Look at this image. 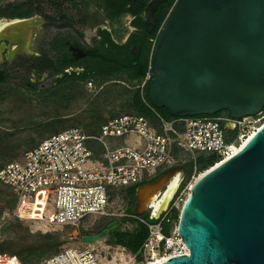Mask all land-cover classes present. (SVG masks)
<instances>
[{"label":"water","instance_id":"obj_1","mask_svg":"<svg viewBox=\"0 0 264 264\" xmlns=\"http://www.w3.org/2000/svg\"><path fill=\"white\" fill-rule=\"evenodd\" d=\"M160 1L146 2L152 25ZM148 70L151 101L170 115L227 110L241 117L264 110V0H175ZM182 168L172 166L136 188L137 216L150 203L147 194L158 195ZM119 228L114 219L82 241ZM176 230L188 253L155 264H264V121L238 150L194 180Z\"/></svg>","mask_w":264,"mask_h":264},{"label":"built area","instance_id":"obj_2","mask_svg":"<svg viewBox=\"0 0 264 264\" xmlns=\"http://www.w3.org/2000/svg\"><path fill=\"white\" fill-rule=\"evenodd\" d=\"M150 77L147 70L141 87ZM263 121L264 110L241 117H233L228 111L169 117L154 109L151 116L117 113L102 121L95 132L70 126L49 134L19 158L3 164L0 182L14 194L10 213L15 218L45 225L76 224L90 216L111 214L110 198L118 190L168 170L178 153L214 154V164L218 163L233 154ZM181 181L158 215L148 203L146 214L156 221L137 216L147 226L148 234L124 264H155L188 253L176 226L168 234L161 229L163 217L172 210L180 212L190 192L192 184L182 185ZM0 264L22 263L16 255L0 252ZM37 264L107 263L89 246H67Z\"/></svg>","mask_w":264,"mask_h":264},{"label":"rangeland","instance_id":"obj_3","mask_svg":"<svg viewBox=\"0 0 264 264\" xmlns=\"http://www.w3.org/2000/svg\"><path fill=\"white\" fill-rule=\"evenodd\" d=\"M9 1L13 0H0V4ZM26 2L35 5L41 2L42 12L51 16L48 19L51 33L70 32L88 43L92 42L98 25L104 24L107 18L93 1L76 10L64 3L70 0ZM59 14L67 17H54ZM130 19L129 15H122L113 23L106 24L117 42H121L132 29ZM21 65L19 71L13 72L12 79L0 83V167L19 158L25 150L55 131L81 126L88 132H95L109 116L132 110L128 107L132 93L141 87V81H132L124 74H117L91 84L76 81L53 86L46 84L44 91L32 92L24 84L27 61ZM175 157L176 162L172 166L191 164L188 170L182 168V185L192 184L204 170L214 165L187 152L178 153ZM12 200L10 187L0 182V252L24 256L23 264H37L43 257L67 246H89L107 264H124L132 256L128 248L108 243V234L94 242L82 241L83 235L99 232L114 219L120 223L119 229L135 228L137 222H132L131 218L139 220L135 214L136 198L131 202L125 188L110 198L111 214L90 216L76 224L45 225L21 221L10 213ZM129 206L134 207L133 214H129ZM177 220L172 221L171 228L176 226Z\"/></svg>","mask_w":264,"mask_h":264},{"label":"trees","instance_id":"obj_4","mask_svg":"<svg viewBox=\"0 0 264 264\" xmlns=\"http://www.w3.org/2000/svg\"><path fill=\"white\" fill-rule=\"evenodd\" d=\"M91 1H93L97 9L100 8L104 11L105 16L109 18L110 22L112 23L119 16L126 14L131 15L130 24L135 28V30L133 33H130L124 42H117L113 37L112 30H100L98 32L100 38H93L92 44L85 47L87 52L86 56L80 59V61H82L84 64L85 70L78 75L73 74L72 81L80 82L81 80L82 82H92L99 79H106L117 74H124L127 79L132 81H141L148 70L151 60L153 40L157 39L159 28L175 0H162L158 3L155 9L156 21L154 25L150 24L148 12L146 10V2L148 0H80V3H78L76 0H70L71 7L75 10L76 8L81 9L84 7V4L90 3ZM34 10L35 7L33 4L29 2H21L10 6L8 13L11 15L19 14L27 16L32 14ZM0 12H4V9L1 8V5ZM72 15L74 16L75 14ZM62 39L63 38L60 37V35H57L56 40L58 46V43L62 41ZM134 43L141 44L139 55L134 54L130 48V46ZM65 57L66 53H63L61 57H59L60 63H64ZM57 69H60V66ZM6 78L7 75L4 73V71H0V83L4 82ZM66 78L67 77H64L59 81L64 83ZM148 82L149 80L143 87H137L133 91L130 103L128 104V107L132 110L125 112H135L151 116L152 109H154L162 116L169 117L170 114L167 112L165 107H155L153 105L148 91ZM216 113H219V111ZM207 155L197 156L210 164L214 163V161L217 159L216 155L214 154ZM182 167L185 170H188L191 167V164H184ZM160 174L151 178L150 180H145L140 183L127 186L125 189L130 201L133 202L135 200V190L139 185L155 180ZM11 194L13 205L15 198L12 191ZM128 212L129 214H133L134 207L129 206ZM178 215L179 212L177 210H172L163 217L161 220L162 232L168 234L171 231V223L174 219L178 218ZM139 216L145 218L148 221H156L154 218H149L147 214H142ZM131 221L137 222L134 229H117L113 232H109L108 243L124 246L132 253L139 249L140 245L148 234V228L140 220L131 218ZM14 255H16L23 264L25 261L24 256H18L17 254Z\"/></svg>","mask_w":264,"mask_h":264},{"label":"flooded vegetation","instance_id":"obj_5","mask_svg":"<svg viewBox=\"0 0 264 264\" xmlns=\"http://www.w3.org/2000/svg\"><path fill=\"white\" fill-rule=\"evenodd\" d=\"M26 2L23 1H9L6 3H1V8L4 9V12H0V18H14V17H39L41 21V28L38 32V36L35 38V51L33 53L22 52L20 50H16L13 57H9L10 53V43L7 38H0V71H4L7 75L5 81L12 79L13 72L19 71L21 64L23 61H27V67L25 70V78L24 84L27 89L32 92L35 91H44L46 89V84L48 86H53L57 84H63L59 80L67 77L64 83L72 82L73 74H80L85 70L84 64L80 59L86 56L85 47L87 45L92 44L83 41L79 37H74L70 32H54L51 33L49 29L48 19L51 17L50 14L43 13L41 6V2L33 4L35 10L30 15H11L8 13L10 6ZM102 10V9H101ZM104 12V11H103ZM105 14V13H104ZM128 15V14H126ZM56 18H66V14H59L54 16ZM110 24V19H104V24H99L96 29V34L93 38H100L99 31L100 30H110L106 24ZM135 28L132 26V29L127 33L126 37L121 41L124 42L130 33L134 32ZM60 35L62 37V41H60L57 45L56 37ZM68 37V38H64ZM70 37V38H69ZM93 40V39H92ZM79 46L81 47L85 53L82 54L78 50H74L72 47ZM140 43H134L130 46L132 52L136 55H139L140 52ZM138 51V53L136 52ZM63 53H66L64 63L59 61V57ZM60 66V69H57ZM4 81V82H5ZM80 82H82L80 80ZM47 86V87H48ZM221 112H227V110H220ZM143 214H146L145 212Z\"/></svg>","mask_w":264,"mask_h":264},{"label":"bare ground","instance_id":"obj_6","mask_svg":"<svg viewBox=\"0 0 264 264\" xmlns=\"http://www.w3.org/2000/svg\"><path fill=\"white\" fill-rule=\"evenodd\" d=\"M41 21L39 17H14V18H0V38H7L10 43L9 57H13L16 50L22 52L33 53L35 51V38L41 28ZM3 45H0L2 47ZM259 126V123H257ZM239 147L234 149V152ZM180 172H176L169 180L167 187L161 192L160 197L156 194H147L145 200H150L153 206V214L158 215L160 211L166 207L169 198L174 192L180 179ZM160 260V259H159ZM158 260V261H159Z\"/></svg>","mask_w":264,"mask_h":264},{"label":"crops","instance_id":"obj_7","mask_svg":"<svg viewBox=\"0 0 264 264\" xmlns=\"http://www.w3.org/2000/svg\"><path fill=\"white\" fill-rule=\"evenodd\" d=\"M120 230H124V229H120Z\"/></svg>","mask_w":264,"mask_h":264}]
</instances>
